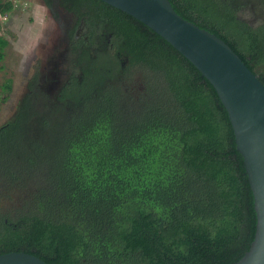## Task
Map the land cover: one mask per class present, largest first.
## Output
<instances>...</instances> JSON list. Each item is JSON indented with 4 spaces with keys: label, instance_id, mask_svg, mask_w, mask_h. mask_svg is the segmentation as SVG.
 Returning a JSON list of instances; mask_svg holds the SVG:
<instances>
[{
    "label": "trees",
    "instance_id": "trees-1",
    "mask_svg": "<svg viewBox=\"0 0 264 264\" xmlns=\"http://www.w3.org/2000/svg\"><path fill=\"white\" fill-rule=\"evenodd\" d=\"M92 1L114 25L124 59L87 57L81 83L57 105L39 110L24 98L0 127V196L8 199L0 200V255L25 252L46 264L235 263L256 215L216 92L151 30ZM12 6L0 0V15ZM212 34L252 73L264 70V25L236 29V38ZM6 46L0 36V61Z\"/></svg>",
    "mask_w": 264,
    "mask_h": 264
},
{
    "label": "water",
    "instance_id": "water-1",
    "mask_svg": "<svg viewBox=\"0 0 264 264\" xmlns=\"http://www.w3.org/2000/svg\"><path fill=\"white\" fill-rule=\"evenodd\" d=\"M164 40L213 87L232 127L250 191L253 240L233 264H264V85L220 38L181 17L169 0H99ZM64 68V66H63ZM61 81L66 72L60 73ZM0 264H46L25 252L0 255Z\"/></svg>",
    "mask_w": 264,
    "mask_h": 264
},
{
    "label": "flooded vegetation",
    "instance_id": "flooded-vegetation-1",
    "mask_svg": "<svg viewBox=\"0 0 264 264\" xmlns=\"http://www.w3.org/2000/svg\"><path fill=\"white\" fill-rule=\"evenodd\" d=\"M259 1L264 7V0ZM171 2L189 22L211 33L228 34L229 30L234 32L246 27L257 30L264 25V8L263 12L258 10L250 0ZM37 6L42 15L43 39L37 47L42 54L40 58L35 57L30 69H26L22 99L26 98L37 109L43 110L57 105L65 93L76 83H81L82 67L86 65L87 57L110 53L124 58L119 50L123 42L116 39L114 25L102 7L92 0H39ZM245 14L252 15V19L243 17ZM4 16L6 19L7 15ZM231 18L238 23H233ZM258 19L263 22H257ZM62 71L66 72L64 81L60 77ZM255 75L261 76L259 73ZM139 79L137 76L136 89L141 90Z\"/></svg>",
    "mask_w": 264,
    "mask_h": 264
},
{
    "label": "rangeland",
    "instance_id": "rangeland-1",
    "mask_svg": "<svg viewBox=\"0 0 264 264\" xmlns=\"http://www.w3.org/2000/svg\"><path fill=\"white\" fill-rule=\"evenodd\" d=\"M38 1L12 0L13 9L6 19H4V15H0V36L7 41L4 58L0 61V127L11 119L25 93L24 74L26 69H30L35 57L40 58L42 54L37 47L40 40L43 41L41 38L42 15L37 6ZM250 1L263 12L264 7L260 5L259 0L257 2ZM243 17L252 19L250 14H245ZM257 22H263V19H258ZM231 33L229 30L228 34L236 38V35ZM263 64L264 62L260 63L261 66ZM256 71L259 74H264L261 67H257ZM5 82L10 83L9 91H4L2 88ZM0 200L4 201L5 199L0 196Z\"/></svg>",
    "mask_w": 264,
    "mask_h": 264
}]
</instances>
